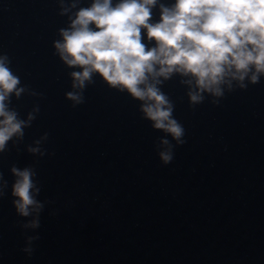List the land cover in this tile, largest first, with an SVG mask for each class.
Returning a JSON list of instances; mask_svg holds the SVG:
<instances>
[{
	"label": "water",
	"instance_id": "water-1",
	"mask_svg": "<svg viewBox=\"0 0 264 264\" xmlns=\"http://www.w3.org/2000/svg\"><path fill=\"white\" fill-rule=\"evenodd\" d=\"M90 3L0 0V55L25 88L9 107L21 120L36 109L23 136L0 152V264L264 258V75L256 83L246 77L243 87L233 80L219 97L201 93L197 103L187 77L163 81L158 87L183 127L180 142L152 127L142 102L96 74L74 103L67 98L74 69L53 45L69 17ZM172 3L158 0L152 20ZM166 149L172 158L164 163ZM14 167L32 169L38 214L16 211Z\"/></svg>",
	"mask_w": 264,
	"mask_h": 264
},
{
	"label": "clouds",
	"instance_id": "clouds-1",
	"mask_svg": "<svg viewBox=\"0 0 264 264\" xmlns=\"http://www.w3.org/2000/svg\"><path fill=\"white\" fill-rule=\"evenodd\" d=\"M157 3L91 0L90 6L69 17L53 47L63 64L74 69L70 76L75 91L67 93L69 100L80 103L82 90L96 74L108 86L142 102L141 111L152 127L180 142L183 127L172 117L173 106L158 86L174 73L187 77L185 83L195 89L189 91L190 101L197 103L201 93L221 96L222 86L231 87L233 80L240 87L246 77L256 83L264 75V0H173L170 6L160 5L159 19L153 21ZM68 11L64 8L61 14ZM9 63L0 55V152L14 136H23L36 111L21 120L9 107L11 97L25 92ZM160 158L169 162L170 151H162ZM11 171L16 177L12 185L16 211L24 217L38 214L42 204L36 200L39 188L32 169ZM36 226L33 220L31 227Z\"/></svg>",
	"mask_w": 264,
	"mask_h": 264
}]
</instances>
